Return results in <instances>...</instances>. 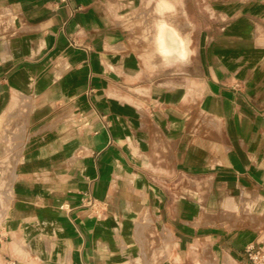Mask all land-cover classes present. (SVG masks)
<instances>
[{"label":"crops","instance_id":"0c3cea01","mask_svg":"<svg viewBox=\"0 0 264 264\" xmlns=\"http://www.w3.org/2000/svg\"><path fill=\"white\" fill-rule=\"evenodd\" d=\"M119 3L0 0L17 20L0 50V120L24 119L13 175L2 170L0 264H187L195 252L253 264L246 250L263 239L254 212L264 211V0H182L203 54L165 74L128 62ZM192 185L238 222L192 224ZM159 242L166 262L155 261Z\"/></svg>","mask_w":264,"mask_h":264},{"label":"rangeland","instance_id":"374dc122","mask_svg":"<svg viewBox=\"0 0 264 264\" xmlns=\"http://www.w3.org/2000/svg\"><path fill=\"white\" fill-rule=\"evenodd\" d=\"M163 0H120L119 11L122 16L121 23L123 24V28L126 31V34L124 36V39L126 40L127 44V50L130 52L131 59L128 60V62L137 63L141 65L144 69L158 66V70L160 74H165L164 67L167 66V64H172L173 62L177 64L180 59H177L176 57H170L169 59H163L156 55L155 52V34L157 31V25L160 21H166L174 26H176L179 30V34L182 38L186 41V46L188 50L190 51L189 60L192 61L193 64H198V61L200 59V55L203 54L202 51H199L198 47V40L197 36L194 35L193 27L190 25L188 28H180L177 23H179L178 20L175 19L174 22H170L167 18L171 17L173 15L170 10H166L164 7H159L161 5V2ZM182 1V0H180ZM194 4L195 2L198 3L200 0H193ZM216 3H213L212 6H215ZM241 5V4H240ZM217 6V5H216ZM242 8L244 11L240 13V18L246 17L248 13H244L247 10H253L254 4L251 2L243 3ZM229 7V5H228ZM193 11V9H190ZM246 19V18H245ZM248 21H252V18H247ZM230 19H227L224 21V23H229ZM180 24V23H179ZM17 26V20L11 16V14L6 11L4 8H0V50L7 48L5 46V43L9 42L12 37H14L17 34V31L15 30V27ZM215 27V26H214ZM215 32V30H214ZM219 37V36H217ZM152 38V39H151ZM211 45V51H210V57L214 58V50L215 43L220 42L219 38H213ZM154 51V52H153ZM187 58V59H188ZM195 60L197 63H195ZM183 61V60H182ZM186 61V60H185ZM178 66V65H176ZM192 71L195 74L201 73V70L199 67L194 65L192 67ZM12 117V116H11ZM191 120L193 122L198 121V116H191ZM24 119L21 118L20 115L16 117V115L13 118L8 119H2L0 120V203H4L5 198L4 195L1 194L4 192V190L8 187L7 185V179L4 178L3 173V167L4 162L7 161V159L13 158V155H16L19 151V144L23 138V122ZM206 122L208 123H214L212 117L207 118ZM191 192L188 193L187 199L190 200V206H191V215H194L192 217V224H195L197 226L204 225V224H210L212 222H215V220H218L221 222V220L226 219L233 222H238V219H236V213L226 210L221 211L217 210L215 201H209L207 205H205L204 199L202 196H199L197 194L196 185L191 187ZM200 203V205H199ZM100 208L98 205L95 207V218L97 220H100L102 218L101 213H98L97 211ZM197 209V210H196ZM102 210L100 209V212ZM3 213L0 211V214ZM254 231L256 232V235L258 237L262 236V240L260 243H257L255 247L261 248L264 250V211L261 210H255L254 212ZM180 215H182V210L180 212ZM194 218V219H193ZM119 221V219L117 220ZM127 225H132L131 220H125ZM123 221V222H125ZM121 228L119 226H116L115 229H112V233H116L118 229ZM145 235H151L152 232H150L148 229H145L144 231ZM154 234H161L160 232L154 233ZM162 246H165V244H162L161 242L158 243V247H160V253L158 255V258L155 260L156 262H166V250L165 248H162ZM170 260L174 264H182L177 257L174 256V258L169 257ZM187 264H211V261L205 254H200L198 252H195L191 256V260L187 262Z\"/></svg>","mask_w":264,"mask_h":264},{"label":"bare ground","instance_id":"6f19581e","mask_svg":"<svg viewBox=\"0 0 264 264\" xmlns=\"http://www.w3.org/2000/svg\"><path fill=\"white\" fill-rule=\"evenodd\" d=\"M159 7H164L166 10H170L173 14L171 17L167 18L170 22H174L176 19L180 23H177L180 28L182 27L186 29L190 26L189 22L186 20L180 0H163ZM178 30L179 29L176 26L165 20L158 23L155 34V52L157 56L163 59L174 56L183 61L187 60L190 51L186 46L185 39L180 36ZM14 166V158L7 159V161L4 162L3 171H5V174L8 177L13 175Z\"/></svg>","mask_w":264,"mask_h":264},{"label":"built area","instance_id":"2783aa9c","mask_svg":"<svg viewBox=\"0 0 264 264\" xmlns=\"http://www.w3.org/2000/svg\"><path fill=\"white\" fill-rule=\"evenodd\" d=\"M60 2H65V0H58ZM87 205L93 208V202L87 200ZM249 260L253 264H264V250L261 248H256L255 246H250L246 250Z\"/></svg>","mask_w":264,"mask_h":264}]
</instances>
